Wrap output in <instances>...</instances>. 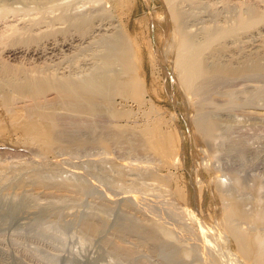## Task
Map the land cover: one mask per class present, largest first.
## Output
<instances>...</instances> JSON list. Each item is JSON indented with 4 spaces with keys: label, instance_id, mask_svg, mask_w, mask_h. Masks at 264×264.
I'll use <instances>...</instances> for the list:
<instances>
[{
    "label": "rangeland",
    "instance_id": "rangeland-1",
    "mask_svg": "<svg viewBox=\"0 0 264 264\" xmlns=\"http://www.w3.org/2000/svg\"><path fill=\"white\" fill-rule=\"evenodd\" d=\"M15 7L0 11V77L20 94L0 93V264H250L220 219L230 199L244 219L231 229L264 250V60H245L264 49V0ZM134 78L140 102L116 91ZM88 89L94 100L75 102ZM41 113L52 144L19 128ZM160 118L183 165L159 163L137 140ZM257 254L252 264H264Z\"/></svg>",
    "mask_w": 264,
    "mask_h": 264
},
{
    "label": "bare ground",
    "instance_id": "bare-ground-1",
    "mask_svg": "<svg viewBox=\"0 0 264 264\" xmlns=\"http://www.w3.org/2000/svg\"><path fill=\"white\" fill-rule=\"evenodd\" d=\"M61 1H63V0H0V11H2V10H10L11 8H13L14 9V7L15 6H17L18 5V7L17 8H21V7H19V5H22L23 6V9L25 8H29V7H34V9L36 10H42V9H46V12H47V10H49V9H47L46 7L48 6V5H54V4H56L57 2H61ZM61 4V3H60ZM59 4V5H60ZM58 5V6H59ZM57 6V5H56ZM56 6H54V7H56ZM53 7V8H54ZM16 8V7H15ZM17 8L15 9V10H17ZM51 8V7H50ZM175 8V7H174ZM23 9H21L20 11H23ZM57 9V8H56ZM171 9V8H170ZM169 9V10H170ZM15 10H12V11H10V12H13V11H15ZM29 10V9H28ZM34 10V12H37V10L35 11ZM51 10V9H50ZM30 11H33L32 9H30ZM39 11V13H41ZM45 11V10H44ZM172 11H173V8H172V10H170V13H172ZM16 12V11H15ZM26 12H28L27 10H26ZM33 12V13H34ZM52 12V11H51ZM174 12V11H173ZM43 13V12H42ZM177 13V12H176ZM176 13H174V15H173V13H172V18H173V22L174 21H176L177 22V19L179 18L178 16H177V14ZM176 14V15H175ZM52 16V15H51ZM180 16V15H179ZM34 17V16H33ZM171 18V19H172ZM180 18H181V16H180ZM37 19V18H36ZM57 24H58V22H57ZM61 25V24H60ZM110 26H111V24H109ZM52 26V25H51ZM107 29H109V28H107ZM175 29V28H174ZM101 31V30H100ZM174 32V31H173ZM171 34H172V39H173V33L171 32ZM101 35V34H100ZM176 35V34H175ZM176 37H177V35H176ZM72 39V38H71ZM113 39V38H112ZM70 41V43H64V44H62L61 45V48H66V49H69L70 47H72V45L75 43V42H77V39L76 40H74V39H72V40H69ZM68 41V42H69ZM109 41H110V39H109ZM182 41V40H181ZM185 41V40H184ZM176 42V41H175ZM72 43V44H71ZM184 44V43H183ZM108 45V44H107ZM113 45H114V43H113ZM262 47H263V45H262ZM54 48H56V46L54 47ZM53 47H52V49L50 50V51H52L53 49H54ZM108 48H110V46L108 47ZM119 48V47H118ZM12 50V49H11ZM152 50V49H151ZM153 50H155L156 51V49H153ZM61 51H62V49H61ZM121 51V50H120ZM124 52H125V50H123ZM123 51L121 52V55H122V53H123ZM194 51V50H193ZM261 51V50H260ZM68 52V51H67ZM153 52V51H152ZM196 53H198V50L194 53L193 52V56H192V58H191V60H190V63H189V66H191V67H193V66H196V65H199V61H198V59L197 58H195L194 57V54H196ZM15 54H17L15 51H11L10 53H9V55H14L15 56ZM56 54V53H55ZM117 55V54H116ZM123 55H125L124 53H123ZM128 55V54H127ZM153 56V55H152ZM157 56V55H156ZM239 56V55H238ZM122 57V56H121ZM124 58H125V56H123ZM137 57H138V55H137ZM245 57V56H244ZM136 58V57H135ZM140 58V57H139ZM154 58H155V56H154ZM117 59V58H116ZM122 59V58H121ZM126 59V58H125ZM153 59V58H152ZM250 59V61L251 60H253L252 61V63L253 62H258L259 64H262V61L264 60V49H262V51H261V53H255V54H250V55H248V56H246L245 57V60L247 61V60H249ZM122 61H124V60H122ZM121 61V62H122ZM133 61H134V59H133ZM126 62V61H125ZM128 62V61H127ZM158 62V61H157ZM130 63V62H129ZM248 64V63H247ZM246 64V65H247ZM125 65V64H124ZM257 65V64H256ZM255 66V65H254ZM262 66V65H261ZM126 67V66H125ZM248 67V66H247ZM137 68V67H136ZM249 68V67H248ZM252 68V67H251ZM255 68V67H254ZM250 69V68H249ZM259 69V68H258ZM120 70H122V69H120ZM124 70V69H123ZM125 71H126V69H125ZM124 71V72H125ZM127 71H132V70H127ZM134 71V70H133ZM139 71V68H138V70H137V72ZM250 71V70H249ZM242 72H248V69H243L242 70ZM252 72V71H251ZM118 73V75H120V72H117ZM116 73V74H117ZM128 74V73H127ZM115 75V74H114ZM118 75H116V76H114L115 78L118 76ZM105 76V75H104ZM136 76H138L137 74H136ZM131 77V76H130ZM118 78V77H117ZM116 78V79H117ZM138 78H141V77H139L138 76ZM106 79V78H105ZM104 79V80H105ZM119 79V78H118ZM121 79V78H120ZM142 79V78H141ZM226 79V78H225ZM103 80V81H104ZM124 80H125V78H124ZM224 79H222V78H216L214 81L216 82V83H220V82H222ZM101 80H99V82H100ZM122 81V80H121ZM98 82V81H97ZM105 82H106V80H105ZM119 82V81H118ZM134 82H137L136 80H135V78L134 79H132L131 81H130V79L127 81V82H125V83H121V84H119L118 85V88H116V91H119V94L121 95H125L126 93H127V91H129V92H131V95H132V93H133V95L136 97V99H137V101H141L140 99H141V97H140V94L138 93V92H136L135 90H133V89H130V86L134 83ZM139 82V81H138ZM8 83V84H7ZM101 83V82H100ZM103 83V82H102ZM120 83V82H119ZM129 83V84H128ZM22 84H23V82H22ZM107 84H109L108 82H107ZM1 85H3V86H1ZM101 85H103V84H101ZM68 86V85H67ZM99 86V85H98ZM113 86L115 87V85L113 84ZM97 87V86H96ZM104 87V86H103ZM134 87V86H133ZM136 87V86H135ZM108 88V87H107ZM110 88H111V86H110ZM113 88V87H112ZM111 88V89H112ZM132 88V87H131ZM102 89V88H101ZM105 89V88H104ZM94 90H95V88H94ZM103 90V89H102ZM102 90H101V92H102ZM115 90V88L112 90V91H114ZM145 90V89H144ZM96 91H99V90H96ZM106 91V90H105ZM109 92H111L110 90H108ZM137 91H140V88H139V90L137 89ZM1 92H3L4 94H5V92H9L10 93V95H8V96H10V98L11 99H9L8 100V102L10 101V102H13V101H15L16 99L15 98H18L19 96H20V94L16 91V89L14 88V87H11V83H9V81H7V80H4L2 77H0V93ZM90 92H92V91H90L89 89L88 90H85V91H78L76 94V98H74V100H75V102L77 101H80V100H84V98H87L88 99V101H89V99L91 98L92 99V94H93V92L92 93H90ZM107 93V92H106ZM142 93V92H141ZM143 93H145V92H143ZM29 94V93H28ZM117 94V93H116ZM116 94H115V96H116ZM2 96H4V95H2ZM24 96H26V95H22V99H24L25 97ZM101 96V95H100ZM15 97V98H14ZM66 97V96H65ZM3 98V97H2ZM67 98V97H66ZM104 98V97H103ZM27 99V98H26ZM29 99V98H28ZM27 99V100H28ZM31 99V101H32V99L33 100H36V99H34V98H30ZM108 99V98H107ZM60 100V99H59ZM62 100V99H61ZM65 100V99H64ZM92 100H94V98L92 99ZM91 100V101H92ZM102 100V99H101ZM19 101H20V98H19ZM37 101V100H36ZM71 101V100H70ZM85 101L87 102V100L85 99ZM35 102V101H34ZM34 102H33V104H34ZM39 102V101H38ZM90 102V101H89ZM94 102V101H93ZM96 102V101H95ZM14 103V102H13ZM72 103V102H71ZM79 103V102H78ZM81 103H82V101H81ZM83 103H84V101H83ZM103 103V102H102ZM77 104V103H76ZM95 104V103H94ZM143 104V103H142ZM38 105V104H37ZM73 105V104H72ZM79 105V104H78ZM33 106V105H32ZM36 106V105H35ZM86 106H89V105H86ZM92 106V105H91ZM90 106V107H91ZM94 106V105H93ZM82 107V106H81ZM80 108V107H79ZM78 108V109H79ZM85 108V107H84ZM92 109H93V107H91ZM36 109V108H35ZM65 109V108H64ZM91 109V110H92ZM82 110V109H81ZM89 110H90V108H89ZM88 110V111H89ZM36 111V110H35ZM43 111V110H42ZM41 111V112H42ZM67 111V110H66ZM73 111V110H72ZM78 111V110H77ZM80 112V111H79ZM82 112V111H81ZM83 112H84V110H83ZM82 112V113H83ZM87 112V111H86ZM116 112V111H115ZM74 113V112H73ZM77 114V113H76ZM158 115V114H157ZM157 115H156V117H157ZM41 121L40 122H32V121H29V122H27V123H25L24 125H22V126H20L19 128L21 129V131L23 132V134L24 135H33L34 137H35V139L36 140H39V141H46V142H50L51 144L54 142V140H55V138L53 137V133H54V126L51 124V122H50V119H49V115L48 114H43V113H41ZM159 116V115H158ZM172 116V115H171ZM73 117V116H72ZM77 117H79V116H77ZM127 117V116H126ZM155 118V117H154ZM172 119H174V118H172ZM11 120V119H10ZM127 120V119H126ZM156 120H158L157 122H155L153 125H151V126H149L145 131H143L142 132V134H141V136H138L137 137V140H141V143H144V142H146L147 143V146H144L145 147V149H146V151H150V154L151 155H153V157H154V159H157V161L159 162V163H165L166 165H175V166H179V164L181 163V165H183V163H184V161L181 159L180 160V162L178 161V157H179V153H178V151H177V144H178V141H179V138L178 139H176L177 137L174 135V133H173V131H172V133H166V130H164L163 131V129H162V124H163V121L161 120V118L160 119H155V121ZM36 121V120H35ZM149 122V121H148ZM76 124V123H75ZM209 124H211V123H209ZM119 125V124H118ZM149 125V124H148ZM205 127V126H204ZM212 127V126H211ZM211 127H210V129L209 130H211L212 132L214 131V127L211 129ZM119 128V127H118ZM143 129V128H142ZM141 129V130H142ZM196 130V129H195ZM208 130V129H207ZM209 130H208V135H211L210 133H209ZM210 131V132H211ZM116 134V133H115ZM131 135H129V136H127V137H130ZM213 136V135H212ZM111 137V136H110ZM179 137V136H178ZM207 138V137H206ZM209 138V137H208ZM138 141V142H139ZM40 146H42V145H40ZM44 146V145H43ZM47 146V145H46ZM45 149V148H44ZM183 156V155H182ZM202 166V165H201ZM206 166V165H205ZM199 167V166H198ZM207 167V166H206ZM197 169V168H196ZM199 170V169H198ZM155 172V171H154ZM161 177H162V175H161ZM165 177V176H164ZM239 177V176H238ZM134 180V179H133ZM166 180V179H165ZM168 180V179H167ZM166 180V181H167ZM234 180H235V178H234ZM237 180V179H236ZM202 183V182H201ZM230 184V183H229ZM204 185V184H203ZM219 186V185H218ZM205 187V186H204ZM249 187V186H248ZM254 187V186H253ZM244 188V187H243ZM242 188V189H243ZM247 188V187H246ZM258 188V187H257ZM240 189V188H239ZM241 189V190H242ZM240 190V191H241ZM248 190V189H247ZM254 190V189H253ZM253 190H251L252 191V193H253ZM179 191V190H178ZM223 191H224V189H223ZM222 191V192H223ZM226 191V190H225ZM224 191V192H225ZM236 191V190H235ZM249 191V190H248ZM255 192H256V189L254 190ZM221 192V193H222ZM232 192V191H231ZM180 194H181V192H180ZM226 194V193H225ZM256 194V193H255ZM257 194H258V192H257ZM256 194V195H257ZM184 195V194H183ZM241 195V194H240ZM252 195H254V194H252ZM229 196H230V194H229ZM232 196V195H231ZM255 196V195H254ZM200 197H201V195H200ZM203 197V196H202ZM264 197V196H263ZM219 198H220V196H219ZM230 198V197H229ZM237 198V197H236ZM251 198H253V197H251ZM256 198V196L254 197V199ZM257 198H258V196H257ZM186 199V198H185ZM201 199V198H200ZM221 199V198H220ZM228 199V198H227ZM232 199V198H231ZM234 199V198H233ZM238 199V198H237ZM240 199V198H239ZM238 199V200H239ZM243 199V198H242ZM249 199V198H248ZM260 199V198H259ZM264 199V198H263ZM187 200V199H186ZM226 200V198H224V200H223V204H224V206H223V208L221 209V219L220 220H225V222L224 223H226L225 224V228H226V230H227V232H228V234L231 232L232 233V235L236 238V240H237V244H238V246H239V248H240V250H239V252H240V257L244 260V261H249V263L250 264H252V259H254V261L255 260H257V258H254V254H257V255H263V254H260L261 253V251L263 252L264 250H261V245L263 244L262 243V241H261V238L258 236V235H253L252 236V239L250 238V236H248V235H246V236H242V234H240V232L238 231V227H237V229L235 228V229H231V227H230V222H232L231 220H233L234 218H238L239 220H244V219H242V218H240V217H238V214H237V211L233 208V206H234V204L232 205L229 201H230V199H229V201H225ZM236 200V199H235ZM246 200V199H245ZM233 201V200H232ZM239 201H242L243 202V200H239ZM238 201V202H239ZM263 201V200H262ZM245 202V201H244ZM243 202V203H244ZM253 202V201H252ZM257 202V201H256ZM185 203V202H184ZM187 203H188V201H186V206L185 207H187V208H189L188 207V205H187ZM254 203V202H253ZM259 203H260V201H259ZM159 204H161V203H159ZM238 204V203H237ZM241 204V203H240ZM256 204V203H255ZM254 204V205H255ZM141 205V204H140ZM241 206H242V204H241ZM240 206V207H241ZM247 206H249V205H247ZM2 207V206H1ZM239 207V206H238ZM237 207V209H238V211L240 210L239 208ZM11 208V207H10ZM21 208V207H20ZM242 208V207H241ZM254 208V207H253ZM243 209V208H242ZM251 209V208H250ZM257 209V208H256ZM154 210V209H153ZM188 210H190V209H186V214H189L188 212H190V211H188ZM24 211V210H23ZM176 211V210H175ZM184 211V210H183ZM260 211V210H259ZM262 211V210H261ZM260 211V212H261ZM222 212H223V215H222ZM244 211L242 210V213H243ZM257 212V211H256ZM239 213H241V212H239ZM254 213H255V211H254ZM254 213H253V217H254ZM17 214V213H16ZM15 214V215H16ZM196 214V213H195ZM194 215V214H193ZM192 215V216H193ZM241 215V214H240ZM257 214H255V216H256ZM259 215V214H258ZM12 216V215H11ZM260 216V215H259ZM191 217V216H190ZM189 217V218H190ZM194 217V216H193ZM13 218V217H12ZM223 218V219H222ZM244 218V217H243ZM248 218H249V216H248ZM245 219H247V218H245ZM255 219H257V217L255 218ZM253 220V221H251L252 223H255V224H259L258 222H260L261 220H262V216L261 217H259V220ZM15 220V219H14ZM193 220V219H192ZM191 220V221H192ZM195 220V219H194ZM193 220V221H194ZM247 220H251V219H247ZM172 221V220H171ZM236 221H237V219H236ZM236 221H234V223H236ZM241 222V221H240ZM264 222V221H263ZM195 223H197V222H195ZM218 223H220V222H218ZM223 223V222H222ZM224 223H223V225H224ZM242 223V222H241ZM217 224V223H216ZM244 224V223H243ZM261 224V223H260ZM259 224V225H260ZM194 225V224H193ZM198 225V224H197ZM232 225H234L233 223H232ZM252 225V224H251ZM235 226V225H234ZM233 226V227H234ZM246 226V225H245ZM244 226V227H245ZM135 227V226H134ZM217 227V226H216ZM224 227V226H223ZM223 227H222V229H223ZM240 227V226H239ZM199 228H201V227H199ZM252 228V227H251ZM210 229H212L211 227H210ZM257 229V228H256ZM259 229V228H258ZM213 230V229H212ZM225 230V229H224ZM223 230V231H224ZM216 231H218V229L216 230ZM222 231V232H223ZM230 231V232H229ZM246 231V230H245ZM264 231V230H263ZM201 232V234H202V231H200ZM199 232V233H200ZM218 232H221L220 230L218 231ZM221 232V233H222ZM226 232V233H227ZM247 232V231H246ZM140 233V232H139ZM209 233V232H208ZM225 233V232H224ZM203 235H204V233H203ZM202 235V236H203ZM206 235H207V233H206ZM205 235V236H206ZM211 234H208V236L209 237H211L210 236ZM218 235V234H217ZM221 235V234H220ZM171 236V235H170ZM222 236V235H221ZM220 236V237H221ZM257 236V237H256ZM214 237H215V235H214ZM220 237H219V239H220ZM207 238V237H206ZM212 238V237H211ZM152 239V238H151ZM218 239V238H217ZM222 239V238H221ZM211 240V239H210ZM215 240V239H214ZM214 240H211V241H214ZM155 241V240H154ZM206 241H208L207 239H206ZM253 241H255V242H253ZM215 242V241H214ZM219 242H220V240H219ZM264 242V241H263ZM204 244H205V242H203ZM208 243L210 244V242L208 241ZM220 244V243H219ZM254 244H256V247H255V245ZM215 246H216V244H215ZM225 246V245H224ZM221 247V246H220ZM204 248H205V246H204ZM264 253V252H263ZM256 255V256H257ZM168 257V256H167ZM263 257H264V255H263ZM236 260V259H235ZM260 261V260H259ZM258 262V261H257Z\"/></svg>",
    "mask_w": 264,
    "mask_h": 264
}]
</instances>
